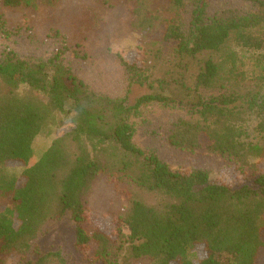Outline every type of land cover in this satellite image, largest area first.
I'll return each instance as SVG.
<instances>
[{
    "label": "trees",
    "instance_id": "16d2710c",
    "mask_svg": "<svg viewBox=\"0 0 264 264\" xmlns=\"http://www.w3.org/2000/svg\"><path fill=\"white\" fill-rule=\"evenodd\" d=\"M39 1L56 0L0 5ZM164 12L172 74L133 102L132 87L151 82L144 53L97 61L61 38L50 54H22L0 19V264H68L38 243L66 217L86 264H264V64L249 71L231 45L264 48V0H169ZM108 56L115 94L91 74ZM59 113L71 129L31 163L34 140ZM19 165L18 176L5 171ZM215 169L238 180L216 178ZM96 177L135 196L111 217V234L87 206Z\"/></svg>",
    "mask_w": 264,
    "mask_h": 264
},
{
    "label": "rangeland",
    "instance_id": "374dc122",
    "mask_svg": "<svg viewBox=\"0 0 264 264\" xmlns=\"http://www.w3.org/2000/svg\"><path fill=\"white\" fill-rule=\"evenodd\" d=\"M168 2L169 0H56L54 3L39 1L34 6L20 8L0 5V19L3 20L7 33L6 36L0 30V37L6 36L13 48L22 54L28 51L35 55L50 54L61 42V38L69 47L97 58V61L102 60L106 53L126 54L130 61H139L142 55L140 53H144L145 58L141 63L151 75V85L149 82L134 85L130 95V102H133L150 90L160 91L158 77L169 79L172 74L168 67L176 60L173 56L174 44L162 41L161 23ZM231 45L249 71L259 70L257 64L260 62L264 64V48L254 51L241 48L236 43ZM254 57H258L259 61H255ZM91 74L99 88L107 89L105 91L110 94L119 91L117 68L109 56L102 70L99 73L93 70ZM150 110V115L157 118L163 111L152 107ZM70 129L66 116L59 113L56 123L45 128L34 140L31 163L41 156L56 137ZM249 132L254 135L252 127ZM24 169V166L19 165L7 167L5 171L9 175L18 176ZM218 172V169L214 170V177L228 181L238 180L237 173L233 171ZM133 198L135 196L117 194L108 181L101 177L94 178L86 195L93 222L110 234L113 231L111 217L125 214ZM74 237V224L66 217L50 223L38 243L45 250H60L68 264H86L73 245ZM135 264L149 263L137 261Z\"/></svg>",
    "mask_w": 264,
    "mask_h": 264
}]
</instances>
